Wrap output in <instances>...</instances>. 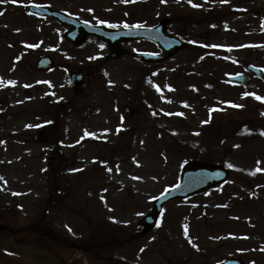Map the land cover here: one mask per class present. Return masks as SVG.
<instances>
[{
    "label": "rangeland",
    "instance_id": "1",
    "mask_svg": "<svg viewBox=\"0 0 264 264\" xmlns=\"http://www.w3.org/2000/svg\"><path fill=\"white\" fill-rule=\"evenodd\" d=\"M65 1L18 0L17 4H0V12L4 13L0 15V78L5 81V86L0 87V177L7 181L5 184L0 180V225L6 227L0 230V264H217L227 257L264 264V171L250 174L258 160L259 167L264 169V139L215 141L210 131L211 136L206 135L211 123L231 122L232 128L244 121L256 125L255 119L264 116V100L243 96L248 92L264 97V81L254 78L250 85L240 88L228 84V75L246 71L247 63L264 68V33L251 14L254 8L264 7V0L249 3L216 0L213 7L200 8L181 1V11L197 21L189 24L186 31L198 37H194L196 42L190 50L179 53L142 80L134 102L142 110L138 120L123 117V105H133L124 59L108 61L109 45L95 38L75 47L63 36L66 28L51 19L28 15L31 2L48 3L56 9L64 6ZM73 1L89 9L121 2ZM220 7L223 10H217ZM209 9H214L211 15H222L221 25L207 20ZM244 12L247 14L243 15ZM182 26L179 27L185 29ZM41 30L47 32L44 40L32 42ZM25 43L39 47L28 51L23 49ZM212 44L225 47H205ZM195 50L203 52L199 59ZM42 54L54 57L55 67L48 72L35 69ZM211 55L220 60L228 57L229 61H218L210 73L205 63ZM187 67H192L194 73L183 75ZM73 71L84 73L83 82L75 88L68 82ZM9 80H15L16 85H8ZM26 84L30 87H24ZM66 101L68 107L64 110L72 104L80 109L66 111L69 115L63 118L57 133L58 129L51 125L53 111ZM180 112L184 115H166ZM133 127L134 140L130 132ZM41 130L48 134L47 142L33 139ZM85 130L96 135L85 136ZM197 132L199 136L195 135ZM56 136L62 139L64 151L60 154L71 165L66 168H70L66 172L70 187L60 197L63 208L46 212L48 216L43 222L48 227L46 234L30 233L26 228L40 219L43 212L40 205L48 196V165L58 164L52 141ZM197 138L206 141L200 142L196 152H190L192 146H185ZM237 144H243V149L233 148ZM254 158L257 159L252 161ZM187 161L225 167L231 162L236 167L229 170L224 183L166 204L159 215V226L151 233L137 238L131 235L134 227L139 229L143 216L153 211L154 197L177 182ZM106 166L113 171L108 173ZM101 195L106 197V203L100 199ZM182 211L188 215L179 214ZM109 217H115L117 222ZM184 225H188L189 237L197 247L183 235ZM101 230L120 239L121 245L112 249L109 240L100 250L82 253L79 249L82 241L105 239ZM141 247H145L143 253L139 251Z\"/></svg>",
    "mask_w": 264,
    "mask_h": 264
},
{
    "label": "flooded vegetation",
    "instance_id": "2",
    "mask_svg": "<svg viewBox=\"0 0 264 264\" xmlns=\"http://www.w3.org/2000/svg\"><path fill=\"white\" fill-rule=\"evenodd\" d=\"M82 1V0H79ZM113 1V0H108ZM184 0H167L166 3H158L156 5L157 0H149L144 3V8H138L136 3L129 2V3H123L115 1L112 4L104 5H97L96 7H91L92 11H88L89 7H86L87 5H82L80 2L79 4L83 7L76 8L77 10H74L72 8H75L73 6L79 5L78 3L74 2L73 0H67L64 2V6L60 8H56V10H64L67 11L73 15H75L80 20L89 21L95 24H100L103 26H108V24H101L99 21L104 20L107 21L110 24H120L121 26L118 28H124L123 24L127 23L129 25H136V24H143L144 26L153 27L158 24L166 26L170 32L177 33L180 36L190 40L191 37H198L196 34L188 33L186 29L189 26V24H197V21L193 19L192 16H185L183 13L182 8L180 7V2ZM188 2V0H186ZM218 1V0H217ZM216 0H193V4L199 5V8L202 6L210 5V7H213L214 4L217 2ZM252 0H240L241 3H249ZM223 5V4H222ZM196 8V7H195ZM217 10H223L221 7ZM214 12V9H209L208 14L210 15L207 20L210 22L215 23L216 25H221L223 22L222 15L216 16L214 13L211 15L210 12ZM247 14V13H243ZM51 20H53L55 23L56 20L52 17H50ZM255 21L259 22V18H255ZM221 23V24H220ZM58 24V23H57ZM60 25V24H58ZM171 25H174L175 28H178L179 26L183 25L184 28H178L173 31ZM62 26V25H60ZM64 27V26H62ZM95 39H98L94 37ZM195 40H190L187 47L183 48L182 50H177L172 55L167 56L161 60L158 61H147L140 57H138L139 51L144 52H154L157 53L160 51L159 47L149 40H139V41H125L122 44V48L124 49V55L117 59H107L108 61H119L121 59H124V64L126 67V70L128 72H125V76L127 79H130L132 81L136 80H144L149 77H151L159 67H163L165 63L172 60L174 57H176L179 53L185 52L190 50L191 44ZM107 43L106 41H102ZM196 52V50H195ZM108 52L106 53V57H108ZM210 68L211 65H205V68ZM181 70V69H180ZM193 70V71H192ZM182 71V70H181ZM176 72V71H172ZM194 73V69L192 67H187L186 69H183L182 74L190 75ZM132 101H133V109L134 114L132 116V119H139L142 115V110L134 104L136 98V94H132ZM134 99V100H133Z\"/></svg>",
    "mask_w": 264,
    "mask_h": 264
},
{
    "label": "water",
    "instance_id": "3",
    "mask_svg": "<svg viewBox=\"0 0 264 264\" xmlns=\"http://www.w3.org/2000/svg\"><path fill=\"white\" fill-rule=\"evenodd\" d=\"M30 9L34 12L40 14H52L60 19L64 23H71L69 19L63 15V13H56L53 12L49 7L40 5V7H33L31 6ZM262 11H256L255 14H260ZM161 33V34H160ZM88 34H96L99 37L110 39L113 44L118 43L124 39H136L142 37H154L156 36L155 40L162 46V48L167 51L171 52V48H179L185 45V43H179V41L174 36H171L167 33L166 29L163 31L158 30L157 28H142V29H134V30H109L106 28H101L99 26H94L91 29L81 30L78 26V29H74L66 34V36L76 44H81ZM172 42H176L172 44ZM166 52V53H167ZM120 53H115L113 56L117 57ZM51 64V60L47 57H42L37 64L38 69H47ZM258 76H263L264 71L260 70L257 67H250ZM234 80H237L240 83H247L250 78L244 74H238L231 77ZM80 79V75L74 74L71 77V83H76ZM38 140H46L47 136L44 132L38 133L35 136ZM227 176L226 170L212 166L208 164L202 163H188L181 172V180L179 184L171 189H168L160 195L157 199H155L154 204L156 207V213L150 214L144 217L143 219V230L145 232L147 230H151L157 224V213L162 210V206L164 202L169 200L173 197H186L188 195L194 194L196 192H200L203 189H206L222 180H224ZM221 264H243L241 260L237 259H229Z\"/></svg>",
    "mask_w": 264,
    "mask_h": 264
},
{
    "label": "snow or ice",
    "instance_id": "4",
    "mask_svg": "<svg viewBox=\"0 0 264 264\" xmlns=\"http://www.w3.org/2000/svg\"><path fill=\"white\" fill-rule=\"evenodd\" d=\"M9 2L12 3V4H17L18 0H0V4L9 3ZM121 2H123V3H129V2H136V0H121ZM166 2H167V0H161V3H166ZM226 2H227V0H221V3H226ZM188 3L190 5H192L193 7H199V5L193 4V0H188ZM32 6L33 7H40V5H35V4H33ZM88 11H92V10L89 9ZM3 14H4L3 12H0V15H3ZM99 23H101V24H108V26L109 27H112V28H118V27L121 26L120 24H110V23H108L107 21H104V20L99 21ZM123 27L124 28H131V27L142 28V27H144V25L143 24L129 25L127 23H124L123 24ZM225 27H227V25H225ZM16 31H20V29H16ZM193 43H195V41H193ZM27 47L28 48H36V47H39V45L38 44H28ZM100 47L103 48L104 45H100ZM205 47L217 48V47H225V46H223V45H217V44H212V45H205ZM241 47H243V46H241ZM227 50L230 52V51H232V48L231 47H228ZM16 59L19 60L20 57H17ZM90 59H95V57H90ZM201 59H203V57H201ZM225 59H228V57H225ZM105 74L107 75V73H105ZM16 83L17 82L15 80H9V81H7V84L8 85L15 86ZM43 83H50V82L44 81ZM109 83L111 84L112 82L110 81ZM2 86H5V81L3 80V78H0V87H2ZM24 87H30V85H27L26 84V85H24ZM168 87L170 88V86H168ZM157 90L159 91V87L158 86H157ZM170 90H174V89H171L170 88ZM248 95H253L256 100H264V97H260V96L256 95L255 93H248V92L243 93V96H248ZM168 102L170 103L171 101H168ZM183 103H184V106L185 107H188L187 102H183ZM231 106L232 107H235V108H242L243 107V105H237V104H231ZM213 110H215V109H211L210 111H213ZM153 115H156V113L153 112ZM166 115H179V116H183L184 113L183 112H180V113H166ZM262 115H264V113H262ZM28 127H33V125H28ZM105 131H107V130H105ZM117 131H119V129H117ZM84 135L85 136H93L94 137L96 134L95 133L88 132L87 130H85ZM195 135L199 136L200 133L197 132V133H195ZM260 135L264 136V131H261L260 132ZM233 147L238 148V147H240V145H238V144L237 145H233ZM133 159L135 160V158H133ZM101 163H104L105 165H107V162H101ZM259 165H260V161L258 160L257 161V167L250 172L251 175L254 176L258 172L264 171V169H261L259 167ZM226 167L229 168V169H233L236 166L234 164H232L231 162H229V163L226 164ZM72 171H83V169H73ZM106 171L108 173H111L113 171V169L111 167H107L106 166ZM116 171L117 172L120 171L119 165L116 166ZM132 178L133 179H142L141 177H132ZM153 179H155V177H153ZM0 180H4V178L3 177H0ZM4 183L6 184L7 181L4 180ZM103 191L104 192H107V189H104ZM13 195H20V193H13ZM100 199L106 203V197L104 195H101L100 196ZM224 206L226 207L227 205H224ZM109 210L112 211L113 209L110 208ZM138 215H140V214H138ZM109 219L110 220H113V222H117L115 217H109ZM157 226H159V225H157ZM66 227H68V230L69 231H72V229H71L70 226H67L66 225ZM183 235L185 237H188V242L190 244H192V246L194 248L197 247V245L194 244L192 242L191 238L189 237L188 225H184L183 226ZM245 238H247V237H245ZM153 239H155V238L153 237ZM215 239H219V237H216ZM145 247H141L139 249V251L141 253H143L145 251ZM5 251L7 252V250H5ZM7 254L8 255H14V253H11V252H8Z\"/></svg>",
    "mask_w": 264,
    "mask_h": 264
},
{
    "label": "trees",
    "instance_id": "5",
    "mask_svg": "<svg viewBox=\"0 0 264 264\" xmlns=\"http://www.w3.org/2000/svg\"><path fill=\"white\" fill-rule=\"evenodd\" d=\"M58 118L55 120V123H57ZM243 126L247 127V130H256L255 128L257 126H252L249 123H244ZM256 136V134L254 135ZM59 149V148H58ZM56 165H48V169L46 171L47 177H48V193L45 200L40 205L42 209V215L39 217L40 219L36 220L34 224L31 226H28L26 229L32 233V232H39L42 235H45L47 232V228L45 227L43 222L46 220V212L49 211L53 206H55L54 201L57 200L58 205L62 204V198L61 193L66 192V185H67V179L64 175V172L68 166H70L68 163L65 162L64 159H62V155L58 156ZM60 191V193H59ZM62 206V205H60ZM42 224V225H41ZM85 248H88L89 245L84 244Z\"/></svg>",
    "mask_w": 264,
    "mask_h": 264
}]
</instances>
